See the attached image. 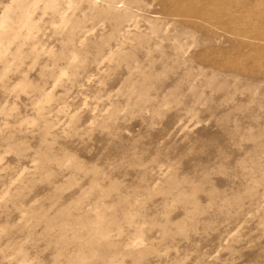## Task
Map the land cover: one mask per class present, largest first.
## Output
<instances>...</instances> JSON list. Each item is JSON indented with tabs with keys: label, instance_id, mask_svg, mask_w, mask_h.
<instances>
[{
	"label": "rangeland",
	"instance_id": "rangeland-1",
	"mask_svg": "<svg viewBox=\"0 0 264 264\" xmlns=\"http://www.w3.org/2000/svg\"><path fill=\"white\" fill-rule=\"evenodd\" d=\"M0 264H264V0H0Z\"/></svg>",
	"mask_w": 264,
	"mask_h": 264
}]
</instances>
